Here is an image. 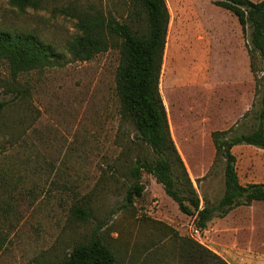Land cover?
Instances as JSON below:
<instances>
[{
	"label": "rangeland",
	"instance_id": "1",
	"mask_svg": "<svg viewBox=\"0 0 264 264\" xmlns=\"http://www.w3.org/2000/svg\"><path fill=\"white\" fill-rule=\"evenodd\" d=\"M128 2L44 0L41 8L22 11L0 0L4 28L34 32L60 53L51 65L17 74L0 60V101L6 102L0 111V264H60L94 230L120 264H190L182 247L191 240L229 264H264V200L236 206L201 230L143 172V195L123 207L131 161L152 157V150L135 139L133 124L121 112L115 83L120 50L112 47L81 61L66 47L77 32L74 6L93 4L123 19L129 18ZM167 4L160 90L201 206L216 205L224 193V166L211 133L240 123H227L235 105L233 83L249 74L241 57L234 62L226 51L236 31L238 51L248 53L247 35L216 0ZM255 62L250 108L263 67L261 59ZM250 124L241 129L249 131ZM233 151L240 182H263L264 149L243 144ZM74 204L86 206L91 217L75 218Z\"/></svg>",
	"mask_w": 264,
	"mask_h": 264
},
{
	"label": "trees",
	"instance_id": "2",
	"mask_svg": "<svg viewBox=\"0 0 264 264\" xmlns=\"http://www.w3.org/2000/svg\"><path fill=\"white\" fill-rule=\"evenodd\" d=\"M44 0H9L26 10L39 9ZM231 11L247 35V51L251 71H257L261 59V75L256 76V100L239 124L226 130H214L211 138L216 159L224 166V193L216 205L201 206V198L189 175L171 133L167 109L161 94V72L167 43L170 11L167 0H129V18L114 14L93 4L74 6L70 13L76 21V35L66 50L75 60L86 61L96 54L118 47L121 60L116 70V92L121 112L135 130V139L152 150V157L138 156L130 163L132 183L126 192L123 207L133 205L143 195V172L152 174L163 185L182 212L194 217L197 229H206L215 217L225 216L239 205L264 200V182L242 184L236 168L235 145L248 144L264 149V0H216ZM247 33V34H246ZM60 53L51 44L31 31H13L0 21V60L7 61L14 74L43 68L54 63ZM256 75V74H255ZM6 106L0 101V111ZM251 123L249 131L241 127ZM72 215L87 220L91 212L84 205L74 204ZM182 256L190 264H229L225 259L195 241H186ZM38 264V263H35ZM60 264H120L114 249L97 230L77 242Z\"/></svg>",
	"mask_w": 264,
	"mask_h": 264
},
{
	"label": "crops",
	"instance_id": "3",
	"mask_svg": "<svg viewBox=\"0 0 264 264\" xmlns=\"http://www.w3.org/2000/svg\"><path fill=\"white\" fill-rule=\"evenodd\" d=\"M235 32L236 31L232 32L233 38H229V41H228L229 47L226 52L232 55V60L234 62L237 60L236 58L241 57L242 65H244L245 71L249 75L247 76V78L240 79L239 81H235L233 83L232 92L234 94L232 95L231 99L232 101H234L233 103H235V105L232 111L233 115L227 121V123L229 124H233L239 120L241 121L242 120L241 118L243 117V115L250 109V106H251L250 101L252 99V84H253L252 71L250 67V58L244 48H241V51H238V48L240 45H239V40H237L235 36L237 35ZM230 40H232V42ZM235 66L237 65L235 64ZM239 146H243V144L235 145L232 148V151L234 148L239 147Z\"/></svg>",
	"mask_w": 264,
	"mask_h": 264
}]
</instances>
